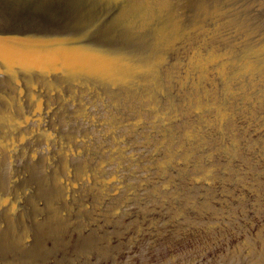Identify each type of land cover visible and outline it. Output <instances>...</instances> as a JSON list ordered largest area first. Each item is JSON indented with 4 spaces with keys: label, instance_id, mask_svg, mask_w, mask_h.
Listing matches in <instances>:
<instances>
[{
    "label": "water",
    "instance_id": "95a60500",
    "mask_svg": "<svg viewBox=\"0 0 264 264\" xmlns=\"http://www.w3.org/2000/svg\"><path fill=\"white\" fill-rule=\"evenodd\" d=\"M0 264H264V0H0Z\"/></svg>",
    "mask_w": 264,
    "mask_h": 264
}]
</instances>
